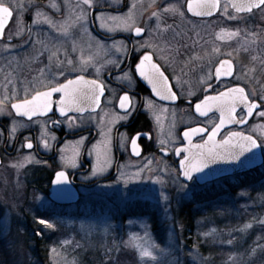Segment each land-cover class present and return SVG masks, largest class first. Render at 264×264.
Segmentation results:
<instances>
[{
	"label": "flooded vegetation",
	"instance_id": "af4514ba",
	"mask_svg": "<svg viewBox=\"0 0 264 264\" xmlns=\"http://www.w3.org/2000/svg\"><path fill=\"white\" fill-rule=\"evenodd\" d=\"M34 1L36 5L34 17L30 13L25 16V37L16 40L14 36H11L15 33L13 31L14 13L3 39L0 40V98L4 95L8 96L7 109L13 113L12 116L0 115V175L3 168H10L15 163L25 162L26 157H32L33 162L26 164V169L34 170L36 184L33 188H28L27 192L30 191L29 194H31L32 191L39 196H44L54 207L52 212L48 210L40 212L48 211L49 214L61 218L71 217L76 212L90 215V212H85L84 209L77 210L76 207L89 204L90 202L86 199L90 195L95 198L100 193H115L117 182L123 178L125 171H129L128 164L132 165L133 169L141 161L166 162L168 166L173 167L174 173L181 180L179 162L184 155L180 153L177 156L175 152L185 145L183 133L199 126L210 131L219 121L216 114L205 118L196 115L195 104L200 103L205 95H219L221 91H226L229 87H244L249 94L254 92L249 88L245 78V81L236 79L239 66L235 60H232L230 56L218 60L217 54L219 49L222 51V48L218 49L213 39L215 33L222 29L230 32L235 27L241 29L244 24L236 22L246 20L247 24L250 17L256 16L255 25L260 39L258 48H261L258 52L260 65L258 70L264 73V49H262L264 47V8L256 9L252 13H240L236 12L230 3L220 0V9L215 15L209 18H198L192 16L187 10L191 0H180L184 13L182 24L186 25H171V27L167 26L169 29H164L165 25H170L167 23L172 19L161 16L165 24L157 28V25L153 24V18L150 17L152 10L148 9L142 13L139 20L133 13L136 26L144 28V33L142 37L129 39V35L134 34L126 33L118 28L117 35L113 37L105 35L99 17L105 14L123 17L131 9L133 0H116L117 5L114 8L106 7L103 4L104 0H93V7L85 9L88 13L86 31L82 22H75L80 12V9L76 7L77 0ZM161 1L163 4L159 5L164 7V2H169V0ZM52 4H56L58 10L53 8ZM37 11L50 17L57 27H51L47 23H35ZM229 17L236 18L229 19ZM202 22L211 24L208 27L197 26L196 23ZM32 23L35 24L34 31L39 39L34 43L26 41L31 33ZM61 24L67 26L66 33L60 28ZM46 35H50L51 41H43ZM60 38L62 42L58 41ZM195 38L201 40L192 41ZM84 39L89 41L88 46L82 49L80 43L85 42ZM135 41H148L151 46L138 47V50H134L132 46ZM114 42L117 44L123 42L127 48V55L123 50L117 52L113 47L109 48L107 53L106 45H113ZM226 44L225 51L234 54L233 39L229 38ZM53 52L56 55L52 56L50 61L49 57ZM142 53L153 54V62L160 65L161 71L167 77L168 86L177 96L175 101L160 100L152 92L151 85L135 72L137 58ZM107 56L115 57L114 61L122 62L118 67L113 62L107 64ZM82 57L87 64L82 63ZM67 59L72 60L71 65L67 64ZM224 60L231 61V75H221L217 78L215 70ZM248 65L245 61V67L249 68ZM97 68L100 69L99 73L96 71ZM61 71L67 78L75 79L82 74L86 80L98 79L104 84V96L101 97L100 106L95 112L88 111L82 114L70 112L68 117H64L60 116L57 105L53 104V111L47 117H33L32 120H28L27 117L15 115L14 109H10V104L17 99L12 95L13 92H22L24 87H27L29 91L34 87L47 90L46 85L53 76L57 81L63 82L64 77L56 75ZM210 71L212 76L209 78ZM125 73L132 76L131 82L128 79H122ZM261 84H264V80ZM124 94L131 97L132 107L128 109L129 115L126 118L115 119L125 114V110L119 106ZM59 98V93L52 97L53 101ZM109 100L111 103L108 102ZM255 102L259 103V101ZM241 112L237 114L238 119ZM69 117H76L72 121L75 125L72 128H69L67 123L57 125L51 122L52 119L66 121ZM12 121L17 122V131L11 135L10 139ZM45 122H47L45 138L50 146L47 150L44 149L40 139L44 132L41 125ZM249 125L244 129L232 128L225 132L221 139L230 131L246 133L245 130ZM160 126L163 128L161 132ZM171 127L175 129L172 128V133H168ZM105 134L111 140V165L102 174L94 175L97 156L94 146L100 145L103 148L101 142L105 140ZM122 134L125 137L123 146H121ZM137 134H139L137 144L141 149L139 157L131 151V141ZM82 137L86 139L80 144L78 142ZM205 138H198L195 143H201ZM29 140L33 144L32 149L24 146ZM77 152L78 156L75 155ZM62 156L65 160H61ZM73 156H75V166L66 162ZM59 171L66 173L67 184H56V174ZM52 188L57 192L56 200L51 198ZM74 192L78 198L76 203L70 202L75 198ZM91 214H95V211ZM99 214H102V211L95 215Z\"/></svg>",
	"mask_w": 264,
	"mask_h": 264
},
{
	"label": "rangeland",
	"instance_id": "374dc122",
	"mask_svg": "<svg viewBox=\"0 0 264 264\" xmlns=\"http://www.w3.org/2000/svg\"><path fill=\"white\" fill-rule=\"evenodd\" d=\"M5 2L15 5L13 27L17 30L14 28L15 33L11 36H14L16 40L25 37V16L30 13L34 17L35 1L5 0ZM181 2L180 0H169L164 4L165 7L170 3L177 4L182 11ZM132 3L136 4V8L131 10L138 20L142 13L151 9L150 17L153 18L155 25L158 23L164 25L165 23L161 18L158 21L157 17L152 15L153 12H160L161 16L172 19L167 23L170 25H165L164 29H169L167 26L171 25H186L182 24L183 17L178 14L163 13L164 6L159 5L163 4L161 0H133ZM103 4L106 7L114 8L117 2L116 0H104ZM18 16L22 17L23 29L17 27ZM103 17L106 25L103 27L105 35L108 37L117 35V29L108 31V28L115 27L117 24V21L110 19L116 16L105 14ZM255 20L256 16H252L247 24L246 20H241L240 23L236 22L244 24L241 29L235 27L232 31H238V36L231 37L228 35L231 33L230 31L222 29L213 35V39L216 41L218 49L222 48V51L220 49L218 51V60L228 56L235 60L239 66V74L236 79L242 81L245 78L249 88L254 91L250 93L249 97L254 101H259V97L264 95V84H261V81L264 80V73H260L258 70L260 66L258 52L261 48H258L260 39ZM196 24L208 27L211 23ZM34 25L32 23L31 33L26 38L27 42L39 41L34 31ZM221 35H223V39L219 38ZM229 38L234 42V54L225 51ZM198 40L201 39H192L194 42ZM43 41H51L50 35H46ZM58 41L62 42L63 40L60 38ZM84 41L80 43L82 49L88 46L89 39H84ZM106 48L108 53L112 45H106ZM114 59L115 57L107 56V64L112 63ZM245 61L249 64V68L245 67ZM257 125H264V117H259L258 114L245 132L254 136L260 144H264V131L257 128ZM172 128H169L168 133H172ZM162 129L160 126L159 131H163ZM262 148L264 152V147ZM26 164L28 163L23 162V167H13V165L10 168L5 167L1 170L0 175V252L6 255L10 264H73V261L75 264H211V259L200 254L197 245L201 242L225 247L231 257L223 260L224 264H233V262L241 264L245 257H240L238 250L239 257L237 256L235 244L245 242L251 237L254 238L253 244H255L261 235L259 228H264V223H262L264 222V188H258L259 193L254 198L250 197L248 192L240 193L238 198L243 199V202L236 206H234L233 200L229 204L224 202L226 200H222L219 203L215 202V204L218 203L213 208L215 210H204V217L198 223V232L202 239L195 242L192 248H188L182 240L181 227L178 222L182 203L186 198L211 188V186H221L225 180L222 179L206 186L192 183L185 187V184L174 173L172 166H168L166 162L155 161H141L133 169L132 165L128 164L129 171H125L123 178L117 182L115 193H100L95 198L90 195L86 199L90 202L89 204L76 207L77 210L84 209L83 211L90 212L89 216L74 214L71 217L50 218L49 212H52L54 207L48 200L32 191L31 194H29L30 191L27 192V189L33 188L36 182L33 176L34 170L26 169ZM259 169L264 170V165ZM231 179L226 180L230 181ZM165 196L168 198L167 200L163 198ZM134 209H150L154 212L123 215L124 211ZM43 210L49 211H46L48 218L43 219L51 221L55 225L54 229H48L36 223V220L42 216L40 211ZM93 211L95 214L102 211V214L92 215ZM110 213H115L119 219L117 216H111ZM152 213L157 215L159 222L160 231L157 233L152 225ZM233 216L239 222L235 223ZM247 224H251V227L242 230ZM41 230L43 234L37 235L36 233ZM52 235L55 238L50 241V248L39 253V248H36V243L33 241L34 238ZM133 237L136 238L135 241H133ZM130 241H133V245L139 244L150 251L155 259L149 256L141 258L140 249L129 246ZM52 248L56 249L55 253L51 251ZM33 251H38L37 257L33 255ZM130 254H134L135 257L128 256ZM257 257L258 255L249 256L247 263L255 264Z\"/></svg>",
	"mask_w": 264,
	"mask_h": 264
},
{
	"label": "snow or ice",
	"instance_id": "6c2138e0",
	"mask_svg": "<svg viewBox=\"0 0 264 264\" xmlns=\"http://www.w3.org/2000/svg\"><path fill=\"white\" fill-rule=\"evenodd\" d=\"M231 7H233L236 12H247L252 13L253 9H262L264 8V0H241V2H235V0H230ZM14 3H6L5 0H0V39H3L5 28L8 22L12 19L14 14ZM53 8H57L56 4H52ZM76 7L80 9L79 15L76 17L75 22H82L85 31L87 30L86 25L88 23V13L85 9H91L93 7V0H77ZM136 4L132 3L131 9H135ZM129 10L124 17H111L110 19L114 21H119L115 27L108 28V31H115L117 28L126 33L134 34L129 35V39H134V37H142L144 33V28L136 26L135 18L132 10ZM220 9V0H191L187 5V10L192 13L193 16L204 17L212 16L215 10ZM163 13H172L178 14L180 17L184 16L183 11L177 6V4H168L162 9ZM227 9L225 8V14ZM153 16L157 17L159 21L161 18L160 12H153ZM43 18V19H41ZM236 17H229V19H235ZM101 19V27H105V18L103 16L99 17ZM74 22V23H75ZM35 23H47L51 27H57L56 23L48 16L37 11ZM22 17L18 16L17 27L22 29ZM171 27V26H169ZM60 28L66 33L67 26L61 24ZM159 28V23L157 24ZM231 37L239 35V32H231L228 34ZM151 38V32H150ZM219 38L223 39V35ZM254 42V41H253ZM151 45L148 41H135L133 43V49L138 50L140 48H148ZM113 48L117 52L123 50L124 54L127 55V48L123 45V42L113 43ZM56 53L53 52L49 57L51 61L52 56H55ZM91 59V58H89ZM138 63L135 66V72L138 73L139 77L147 81L151 85L152 92L155 93L160 100H169L175 101L177 96L172 92L171 88L168 86L167 77L164 76V73L160 69V65L153 62V54L142 53L140 57L137 58ZM83 64H87V61L81 58ZM67 64L71 65L72 60L67 59ZM122 61H113L116 63L117 67ZM58 63H62L59 62ZM227 65V68H225ZM42 71V70H41ZM83 71V68H81ZM99 73L100 69H96ZM232 64L229 60H224L220 62L219 68L215 70V76L219 78L221 75H231ZM57 76H63V82L57 81L55 76L52 80H49L46 87L47 90H39L37 88H32L31 91L27 87H24L22 92H13V96H16V102L10 104V109H14L16 116L27 117L28 120H32L33 117H47L49 113L53 111V104L57 105L60 116L68 117L70 112L75 113H84V112H95L100 106L101 97L104 96L105 87L98 79L95 80H86L84 75H78L75 79L67 78L66 74L61 71ZM209 78L212 76V72L208 73ZM122 79H128L130 82L132 76L129 73H125ZM210 87V85H206ZM60 94V98L57 101H53L52 97L54 94ZM250 94L245 91L244 87H229L227 91H221L219 95H205L200 103L195 104V111L199 113L200 116H208L210 111L214 109L219 110L220 118L219 123L216 124L211 134L207 137V140L203 144H193L192 137L193 135H199L204 132H207V128H191L188 131L183 133L184 138L188 141V147L177 149L175 154L180 155L181 152L187 153L186 156L182 157L179 167L183 170V176L187 181L193 180V175L196 173H204L205 169L209 168L210 165L218 163H234L239 162L240 157L243 156L246 152H251L253 149L264 147V144L257 143V140L254 139L251 135H245L243 131H230L222 143H216V137L219 134L220 130L228 124H246L248 119L252 117L253 112L258 110V116L264 117V95L259 97V103L249 98ZM8 96L4 95L3 98H0V115L12 116V111L7 109L6 101ZM111 103V101H108ZM151 104V101H149ZM243 105L246 111H242L240 118L237 119L236 111L237 107ZM121 109L125 110L123 117H115V119H124L129 115L128 109L132 107L131 97L127 94H124L119 102ZM107 115V114H105ZM76 117H69L66 121H60L57 119H52L53 124L67 123L69 128L74 127L72 121ZM46 123L41 125L44 129L43 135L40 137L44 149H49V142L45 138L47 136ZM257 128L264 131V125H257ZM254 131L256 129H253ZM17 131V122L12 121L10 127V139L11 135ZM55 139V137H53ZM86 137H82L81 141L78 143L82 144L83 140ZM139 139V134H137L131 141V151L134 155L139 156L141 149L137 144ZM125 137L121 136V146H123ZM103 148L100 145L94 146L97 151L96 156V169L95 174H102L107 167L111 165V140L105 134V140L101 142ZM161 143H164L161 141ZM26 146L28 149L33 148V144L27 142ZM221 149L218 151L217 149ZM163 150V149H162ZM91 154V153H89ZM76 156L79 155L77 152ZM61 160H65V157H61ZM25 162L32 163V157H26ZM67 163L73 164L75 166V156L68 158ZM46 163V162H44ZM13 167H23V163L14 164ZM57 185L67 184L68 177L64 171H59L56 174ZM160 182V181H157ZM186 187V185H185ZM165 200L168 198L163 197ZM36 223L43 225L48 229H54L55 225L43 218L36 220ZM264 223V222H262ZM251 224L245 225V230L250 228ZM37 235H42V230L36 233ZM133 237V241H135ZM133 241L129 242V246H134L140 249L141 258L149 256L152 257V253L144 249L139 244L133 245ZM231 243V241H229ZM53 253L56 252L55 248H52ZM252 255H255V249L252 251ZM155 259V257H152ZM73 264L75 262L73 261ZM264 264V262H262Z\"/></svg>",
	"mask_w": 264,
	"mask_h": 264
},
{
	"label": "trees",
	"instance_id": "16d2710c",
	"mask_svg": "<svg viewBox=\"0 0 264 264\" xmlns=\"http://www.w3.org/2000/svg\"><path fill=\"white\" fill-rule=\"evenodd\" d=\"M258 188H264V170L257 169V171H252L250 173L236 176L232 178L230 181L225 180L224 183L217 187L211 186V188H207L202 190L191 197L185 199L182 203L179 214H178V222L181 227V237L182 240L186 243L188 248H192L197 241H201L200 233L198 232V223L204 217V210L213 211L215 209L214 206L219 203V201H224L226 204H229L232 200L235 202L234 206L243 202V199L238 198L240 193L248 192L250 197H256L257 193H259ZM215 202H218L215 204ZM224 204V203H222ZM235 208V207H234ZM150 209H134L124 211L123 215H131L134 213H148L152 212ZM154 212V211H153ZM48 213V212H47ZM46 212L40 213L42 214L39 218H48ZM45 214V215H44ZM114 214V215H113ZM111 216H119L115 213H110ZM152 225L154 227V231L159 232V222L157 219V215L154 213L151 214ZM46 216V217H45ZM79 216H89V215H81ZM49 217H53L52 214ZM229 219L231 217L228 215ZM235 223L239 222L235 216L232 217ZM260 237L257 239V242L253 244V237L249 240H245L242 243L235 244L236 254L239 257L237 250L240 252V257H245L241 264H248V258L252 255L253 249H255V255L258 257L255 259V264H262L264 262V228H259ZM55 238L53 235L50 237L47 236H37L33 241L36 243V248H39V253L45 252L48 248H50V241ZM250 243H252L250 245ZM200 254L212 260L211 264H224L223 260L231 257L229 251L222 247L221 245L211 244V243H203L197 245ZM3 248V247H2ZM47 248V249H46ZM227 250V251H226ZM230 250V249H229ZM38 251H33V255L37 257ZM258 253V254H257ZM251 254V255H250ZM127 256V254H126ZM128 256L135 257L134 254H130ZM248 256V257H247ZM39 258V257H38ZM232 259V258H231ZM10 260L7 259L6 255L0 252V264H10ZM130 264V263H129ZM231 264V263H230ZM233 264H238L237 262H233Z\"/></svg>",
	"mask_w": 264,
	"mask_h": 264
},
{
	"label": "water",
	"instance_id": "95a60500",
	"mask_svg": "<svg viewBox=\"0 0 264 264\" xmlns=\"http://www.w3.org/2000/svg\"><path fill=\"white\" fill-rule=\"evenodd\" d=\"M223 1L230 3V0H223ZM235 2H241V0H235ZM254 10H256V9H253V11ZM216 12H217V10H215L213 12V15H215ZM189 13L192 15L191 12H189ZM240 13H247V12H240ZM195 17H198V16H195ZM209 17H211V16H204V17H198V18H209ZM11 20L8 22L6 28L9 26ZM6 28H5V30H6ZM0 40H2V39H0ZM226 67H227V65H225V68ZM241 111H246L244 109L243 105H240V106L237 107L236 117H237V114L239 112H241ZM257 112H258V110L253 112L252 117H250L248 119V122L246 124H243V125H240V124H228L224 128H222L220 130L219 134L217 135V137L215 138L216 139V143L217 144L222 143L223 140H220V137L227 130H230L232 128H240V129L246 128L249 125V123L252 121V119L255 117ZM195 113H196V115H198L201 118L208 117V116H210L212 114H216L218 116V118H220V114H219V110L218 109H214L213 111H210L208 116H200L199 113H197L196 111H195ZM237 119H238V117H237ZM218 123H219V121H218ZM195 128H204V127L199 126V127H195ZM211 131L208 130L207 132H204L202 134L193 135L192 143L193 144H203L204 141L207 140V137L211 134ZM244 134L245 135H249V134H246V133H244ZM202 137H206V139L203 142H201V143H195V140H197L198 138H202ZM183 138H184V136H183ZM253 138L256 139L255 137H253ZM184 142H185V145L182 148L188 147V141L185 138H184ZM257 143H259L258 140H257ZM217 150L220 151L221 149L218 148ZM181 154H183L184 156L187 155V153H185V152H181ZM139 156H137V157H139ZM177 156H179V155H177ZM181 160H180V162H181ZM180 162H179V165H180ZM263 164H264V155H263L262 147H260V148L253 149L251 152H246L243 156L240 157V161L238 163L237 162H234V163H223V162H221V163H218V164L210 165L209 168L205 169L204 173H196V174H194L193 175V180H196L198 184H200L201 186H204L206 184L212 183V182H214L216 180H220V179L225 178V177L235 176V175L251 172V171H253V170L257 169V168H260L261 166H263ZM179 170H180V173H181L182 181H184L187 184H190L193 180L187 181L184 178L183 174H182L183 170L180 167H179ZM56 194H57L56 190L54 188H52V195H51L52 200H56L55 199L56 198L55 197ZM73 195H74L75 198L72 199L70 202L76 203L78 201V198H77L75 192H74Z\"/></svg>",
	"mask_w": 264,
	"mask_h": 264
}]
</instances>
